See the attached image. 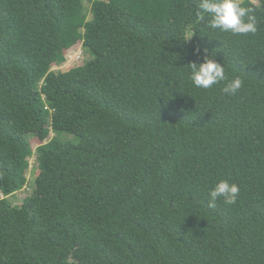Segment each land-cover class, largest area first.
Wrapping results in <instances>:
<instances>
[{"label": "trees", "instance_id": "1", "mask_svg": "<svg viewBox=\"0 0 264 264\" xmlns=\"http://www.w3.org/2000/svg\"><path fill=\"white\" fill-rule=\"evenodd\" d=\"M86 1L90 21L84 0H0V264H264V0H241L254 34L199 0ZM79 43L90 60L52 71ZM205 48L228 78L208 90ZM224 179L237 202L211 208Z\"/></svg>", "mask_w": 264, "mask_h": 264}, {"label": "clouds", "instance_id": "2", "mask_svg": "<svg viewBox=\"0 0 264 264\" xmlns=\"http://www.w3.org/2000/svg\"><path fill=\"white\" fill-rule=\"evenodd\" d=\"M197 15L201 20L207 18V26L213 30L232 34L257 32V17L252 14L250 8L242 6L241 0H199ZM196 54L200 55V49L196 50ZM188 67L189 79L196 88L208 90L228 79L224 65L215 58L213 52L209 53L207 48L203 49V62H192ZM243 83L240 77H235L226 83L222 92L234 96L243 88ZM239 193V185L227 179L220 180L209 191V207H216L219 199L226 205H233L237 202Z\"/></svg>", "mask_w": 264, "mask_h": 264}, {"label": "rangeland", "instance_id": "3", "mask_svg": "<svg viewBox=\"0 0 264 264\" xmlns=\"http://www.w3.org/2000/svg\"><path fill=\"white\" fill-rule=\"evenodd\" d=\"M252 2L255 5H259V0H252ZM84 7H85L84 8V14L88 18V21L92 20V14H91L92 4L90 2L84 0ZM65 56H66V62L63 65H61L60 67L53 66L52 71H55L56 73L68 72L74 68L84 66L90 60L89 53L86 52L82 43L77 44L74 48L67 51L65 53ZM54 138H56V134L52 133L50 140L54 139ZM59 138L61 140H65V141L77 142L75 137L69 136L66 134H61V136ZM30 139H31L33 147H34V154L29 159L30 168H29V171L27 174L28 185L24 189L23 192L18 193L15 197H12L10 199V201L13 203V205L14 204L18 205V206L22 205L24 199H26L28 196H31L33 194V190L35 187V180L40 173V168H39L40 163H39L38 154L36 152V149L39 146V144L34 141L33 137H31ZM2 198H4V197L2 196Z\"/></svg>", "mask_w": 264, "mask_h": 264}]
</instances>
